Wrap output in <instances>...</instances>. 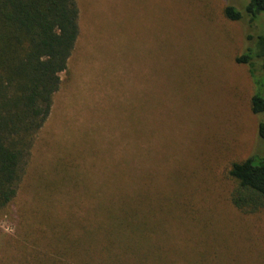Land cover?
<instances>
[{"label":"rangeland","instance_id":"1","mask_svg":"<svg viewBox=\"0 0 264 264\" xmlns=\"http://www.w3.org/2000/svg\"><path fill=\"white\" fill-rule=\"evenodd\" d=\"M76 1L68 69L0 216V264H17L9 243L22 224L59 219L64 244L83 203L94 212L134 195L155 221L157 264L161 246L165 264H264V209L236 208L228 176L232 162L264 157L253 83L234 61L264 15L225 18L227 3L244 11L248 0Z\"/></svg>","mask_w":264,"mask_h":264},{"label":"trees","instance_id":"2","mask_svg":"<svg viewBox=\"0 0 264 264\" xmlns=\"http://www.w3.org/2000/svg\"><path fill=\"white\" fill-rule=\"evenodd\" d=\"M222 13L231 21H241L244 15L254 20L264 15V0H248L244 11L227 3ZM78 19L76 0H0V216L17 195L26 159L50 115L60 75L68 69L79 36ZM247 39L234 61L248 67L254 87L249 107L261 115L257 136L264 141V31L255 37L248 34ZM228 176L235 183L230 200L236 208L264 209V157L253 154L232 162ZM135 197L110 202L94 212L83 203L70 220L76 221L77 235L64 244L60 235L68 237L70 230L59 219L22 224L23 231L13 242L14 246L18 242V248L9 243L15 250L12 260L17 264H157L158 253L152 247L158 238L155 221ZM44 239L56 243L55 248L42 250ZM177 240L179 248L186 250L182 237ZM158 251L162 255L158 263L165 264L169 251L162 246Z\"/></svg>","mask_w":264,"mask_h":264}]
</instances>
